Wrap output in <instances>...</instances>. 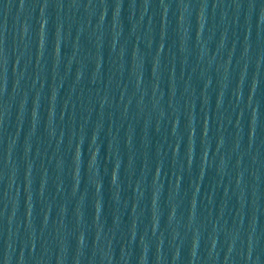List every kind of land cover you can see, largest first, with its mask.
I'll return each mask as SVG.
<instances>
[{
	"label": "water",
	"instance_id": "1",
	"mask_svg": "<svg viewBox=\"0 0 264 264\" xmlns=\"http://www.w3.org/2000/svg\"><path fill=\"white\" fill-rule=\"evenodd\" d=\"M0 264H264V0H0Z\"/></svg>",
	"mask_w": 264,
	"mask_h": 264
}]
</instances>
